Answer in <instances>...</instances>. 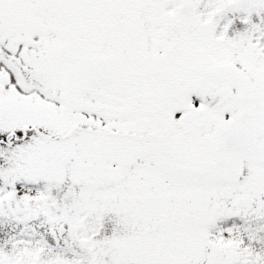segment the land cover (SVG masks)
<instances>
[{"label":"snow or ice","instance_id":"1","mask_svg":"<svg viewBox=\"0 0 264 264\" xmlns=\"http://www.w3.org/2000/svg\"><path fill=\"white\" fill-rule=\"evenodd\" d=\"M0 264H264V0H0Z\"/></svg>","mask_w":264,"mask_h":264}]
</instances>
